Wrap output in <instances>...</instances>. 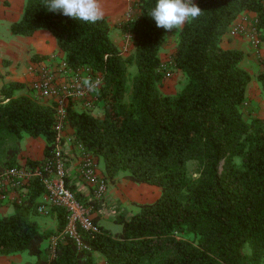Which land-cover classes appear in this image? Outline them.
<instances>
[{
	"label": "trees",
	"instance_id": "1",
	"mask_svg": "<svg viewBox=\"0 0 264 264\" xmlns=\"http://www.w3.org/2000/svg\"><path fill=\"white\" fill-rule=\"evenodd\" d=\"M155 4L137 0L135 16L120 24L134 47L126 57L111 40L104 18L80 22L47 11L43 0H25L22 18L9 27L12 36L21 37L48 31L68 67L87 66L102 75L103 114L69 105L72 136L103 164L107 183L122 173L132 183L160 191L155 201L138 204L134 214L116 209L112 219L119 232L99 226L96 235H84L89 250L80 251L69 240L58 243L47 264H95L93 252L106 264H264V119L246 113L251 77L240 67L243 52L220 45L229 27L248 12L256 15L264 40L263 0H196L202 13L180 29L166 63L160 50L169 31L149 17ZM166 70H178L186 79L176 94L160 90ZM257 79L264 89V75ZM28 90L17 82L0 89V174L18 166L23 136L43 138L44 157L52 148L54 104L38 101ZM191 162L196 176L188 172ZM26 164L36 167L41 161ZM68 188L93 211L106 206L103 199H93L91 189L85 198ZM44 194L41 179H33L13 214L0 218V256L27 252L40 260L41 245L51 236L35 220ZM58 210L62 230L65 213Z\"/></svg>",
	"mask_w": 264,
	"mask_h": 264
},
{
	"label": "built area",
	"instance_id": "2",
	"mask_svg": "<svg viewBox=\"0 0 264 264\" xmlns=\"http://www.w3.org/2000/svg\"><path fill=\"white\" fill-rule=\"evenodd\" d=\"M256 26V17L250 19L242 15L229 27L228 33L231 37L248 36L260 64V74L264 75V57L259 52L262 41ZM27 73L31 77L27 84L30 95L38 101L54 104L53 130L56 135L49 155L43 158L40 165L31 167L26 163L18 164L0 174V206L5 202L19 204L26 196L30 181L39 178L44 185L45 194L37 212L45 214L48 208L62 210L65 213V225L58 239L64 242L72 241L80 251L89 250L84 242V235H96L99 233V225L93 222L92 207L81 204L67 187L64 148L69 145L76 148L80 158L79 174L82 181L90 187L93 199H103L107 192V182L97 172L96 160L75 141L72 134L66 133L69 128L67 124L69 105H78L81 111L86 112H93L99 108L98 91L103 85V77L87 66L72 69L57 56H52L45 62L30 64ZM170 76L171 72L166 70L164 79ZM88 77L93 81L97 79L102 81L96 91L89 92L83 87L82 81ZM56 243L51 249L52 258Z\"/></svg>",
	"mask_w": 264,
	"mask_h": 264
},
{
	"label": "crops",
	"instance_id": "3",
	"mask_svg": "<svg viewBox=\"0 0 264 264\" xmlns=\"http://www.w3.org/2000/svg\"><path fill=\"white\" fill-rule=\"evenodd\" d=\"M134 1L135 0H99L104 11L103 18L110 26V37L115 45H117V41L113 39V35L116 33L115 29L117 30L115 27H117L118 23L127 15L128 6L130 5L131 8ZM193 3L195 4L196 0H193ZM24 5L25 0H0V20L10 27L12 23L22 18ZM242 15H246L250 19L256 17V15L251 12ZM117 31L121 34L120 30ZM15 37L16 39L7 38L5 41L0 40V89L3 85H7L10 82L22 83L27 86L31 79L30 75L27 73V67L32 63H37L31 60L34 55L46 57L42 62L48 61L52 56H57L61 59L64 58L63 53L57 48L55 38L46 30H39L30 37ZM220 45L224 50H239L243 52L244 58L240 63V67L246 70L251 77L245 93L246 113L251 117L264 119V89L257 79L260 74V69L250 39L248 36L231 37L227 32L223 36ZM259 52L261 56L264 57V40L259 47ZM66 133L72 134V130L68 128ZM44 149L45 140L43 138L23 136L20 144V153L17 156V163L25 164L28 160L35 162L42 161L44 158ZM64 157L66 163L67 187H72L76 193L87 198L89 196L90 187L86 185L80 177V158L76 148L72 145L65 146ZM97 172L102 176L103 164L101 162L97 163ZM128 182L130 181L122 177H118L113 183L108 182L107 192L103 198V202L106 206H104L101 211H93L92 213V218L97 220V224L109 229L112 233L120 231V226L117 224L119 230L113 231L109 228V224L114 223L112 216L116 209H119V211H122L127 216L136 213L138 211L137 205L140 203L137 201V204H133L134 196H138L136 193L137 191L145 190V188L137 189ZM127 191L131 193H127ZM159 195L160 192L158 191L155 200ZM42 198L43 196L39 198L40 203L42 202ZM13 212L14 205L11 202H5L0 206V218L9 216L13 214ZM35 220L41 232L51 233V236L45 243L43 242L45 244L43 245L44 253L40 260L37 261L35 257L29 255V257H27L19 253L9 256H0V264H47L52 258L51 249L53 244L56 242V244L64 242L58 239L61 231L60 226L63 224L61 214L58 209L48 208L45 214L37 212ZM92 257L95 264H106L104 257L100 253L93 252Z\"/></svg>",
	"mask_w": 264,
	"mask_h": 264
},
{
	"label": "clouds",
	"instance_id": "4",
	"mask_svg": "<svg viewBox=\"0 0 264 264\" xmlns=\"http://www.w3.org/2000/svg\"><path fill=\"white\" fill-rule=\"evenodd\" d=\"M42 6L49 12L61 13L65 17L88 24H95L104 17L99 0H43ZM201 13L193 0H156L155 6L149 11V17L155 21L157 28L179 31ZM101 83L99 79L93 81L91 77L82 81L83 87L89 92L96 91Z\"/></svg>",
	"mask_w": 264,
	"mask_h": 264
},
{
	"label": "rangeland",
	"instance_id": "5",
	"mask_svg": "<svg viewBox=\"0 0 264 264\" xmlns=\"http://www.w3.org/2000/svg\"><path fill=\"white\" fill-rule=\"evenodd\" d=\"M136 1L137 0H135L132 3L133 6H131V8H130V5L128 6L127 15H125L124 18L118 23L117 27H115V28H117V30H120L119 26L121 23H123V22H125V21H127V20H129L135 16V14H136V10H135ZM117 30L115 29L116 33L113 35V39L115 41H117L116 46L121 51L122 55L126 57L130 53H132V51H133L134 47L132 44V40H131L130 36L123 35L122 33L120 34ZM178 32L179 31H176L175 29L168 32L166 44L160 50V58H161V61L163 63L168 62L170 60V57L174 53ZM7 38H15L16 39L15 36H12L10 34L9 27L7 25H5V23L2 20H0V40L5 41V40H7ZM260 39H261V37H260ZM261 41H263V40L261 39ZM257 63H258L259 69H260V64H259L258 60H257ZM135 72H136V68L134 66L130 67L128 69V73H127L128 84H127V91L125 93V98H124L125 101H128L129 94H130V79L135 74ZM185 82H186V79L184 78L182 73L178 70H175V71L171 72V76L169 78L163 80L160 90L164 94L173 95V94H176L184 86ZM24 92H26V91H24ZM73 107L75 110L81 111V107H79L78 105H73ZM98 107L99 108H97L96 110H94L92 112L93 115L99 116V115L103 114L104 105L100 102V105ZM196 168L197 167H196L195 163H193V162L189 163L188 164L189 174L192 176H196V174H195ZM119 177L125 178L124 174H122V173L119 175ZM125 180H127V179L125 178ZM128 183L135 186V188H137V189L145 188V190H142V191H137V192L135 191L138 194V196H134V199H133L134 205L137 204V201H139V203H151V201L155 200V198L158 195L159 190L156 187H147L145 184H136V183H132V182H128ZM127 193H131V192L127 191ZM109 228L113 231L119 230V227L114 223H110ZM45 241H44V243H45ZM44 243H42V245H41L42 249H44V246H43V245H45ZM246 252L249 253V250H246ZM22 255H25L27 257L30 256L27 252H23ZM31 257H33V256H31Z\"/></svg>",
	"mask_w": 264,
	"mask_h": 264
}]
</instances>
